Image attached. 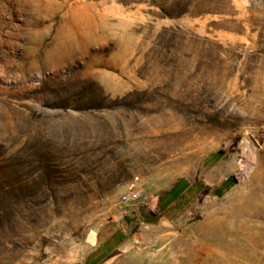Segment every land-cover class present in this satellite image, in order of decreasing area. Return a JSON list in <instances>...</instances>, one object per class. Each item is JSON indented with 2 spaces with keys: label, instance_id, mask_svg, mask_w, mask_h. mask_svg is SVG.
I'll list each match as a JSON object with an SVG mask.
<instances>
[{
  "label": "rangeland",
  "instance_id": "1",
  "mask_svg": "<svg viewBox=\"0 0 264 264\" xmlns=\"http://www.w3.org/2000/svg\"><path fill=\"white\" fill-rule=\"evenodd\" d=\"M0 264H264V0H0Z\"/></svg>",
  "mask_w": 264,
  "mask_h": 264
},
{
  "label": "crops",
  "instance_id": "2",
  "mask_svg": "<svg viewBox=\"0 0 264 264\" xmlns=\"http://www.w3.org/2000/svg\"><path fill=\"white\" fill-rule=\"evenodd\" d=\"M218 157L219 156H217L216 154H212L211 156H208L205 158V160L206 159H214L213 165H210L207 168L202 165L204 170H208L207 172L209 174L204 175L203 178H201V181L191 183V184H187L182 189H180L178 191V193L176 194V196L172 200H169L166 202V204L164 206L165 212L170 214L172 211L177 212V211H180L181 208L185 209L186 207H188L189 205L192 204V202L195 200V198L202 196V194H204L206 191H209V190L218 196L222 195L223 191L228 188L227 187L228 182H225L223 184L217 183L215 186H212L213 184L211 181V174L217 170ZM226 179L227 178L222 177L218 180V182H222L223 180H226ZM159 201L160 200H158V203H159ZM153 207H155V206H153ZM157 207H160V205L158 204ZM151 209H153V208H151ZM159 220H160V218H159ZM123 223H124V221H123ZM133 223L136 224L137 222H133ZM130 226H132L131 222L127 227L128 231H130ZM107 229H108L107 232L105 230L99 236V240H100L99 242H101V245L104 247L109 246L113 241L118 240L120 237H124L125 235H127V231H126L127 229L125 230V227L123 225H120V226L117 225V228H115V230H114L115 232H113V233L109 232V229H110L109 227ZM133 230H134V227L131 228V231H133ZM99 245H100V243H99Z\"/></svg>",
  "mask_w": 264,
  "mask_h": 264
},
{
  "label": "water",
  "instance_id": "3",
  "mask_svg": "<svg viewBox=\"0 0 264 264\" xmlns=\"http://www.w3.org/2000/svg\"><path fill=\"white\" fill-rule=\"evenodd\" d=\"M258 146L250 139L244 144V151L241 153V160L239 162L240 173L246 176L248 172L254 167L257 160Z\"/></svg>",
  "mask_w": 264,
  "mask_h": 264
},
{
  "label": "built area",
  "instance_id": "4",
  "mask_svg": "<svg viewBox=\"0 0 264 264\" xmlns=\"http://www.w3.org/2000/svg\"><path fill=\"white\" fill-rule=\"evenodd\" d=\"M140 197H141L140 192L135 188H132L131 190H129L128 192L122 195L121 202L124 205L133 204L134 202L138 201Z\"/></svg>",
  "mask_w": 264,
  "mask_h": 264
},
{
  "label": "trees",
  "instance_id": "5",
  "mask_svg": "<svg viewBox=\"0 0 264 264\" xmlns=\"http://www.w3.org/2000/svg\"><path fill=\"white\" fill-rule=\"evenodd\" d=\"M222 152H223V150H222V148L219 150V152L218 153H221L222 154Z\"/></svg>",
  "mask_w": 264,
  "mask_h": 264
}]
</instances>
